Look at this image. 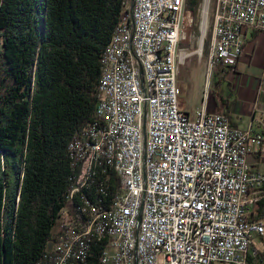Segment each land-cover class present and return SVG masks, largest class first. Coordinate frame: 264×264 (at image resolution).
Returning <instances> with one entry per match:
<instances>
[{
    "label": "built area",
    "instance_id": "built-area-1",
    "mask_svg": "<svg viewBox=\"0 0 264 264\" xmlns=\"http://www.w3.org/2000/svg\"><path fill=\"white\" fill-rule=\"evenodd\" d=\"M127 8L104 57L99 116L67 149L73 190L37 264H264L251 240L263 237L264 223L250 218L264 198V173L248 165L261 135L209 112L207 90L192 115L182 108L185 0H131ZM243 29L264 33V0H216L210 71L235 67ZM101 229L108 247L91 261Z\"/></svg>",
    "mask_w": 264,
    "mask_h": 264
},
{
    "label": "trees",
    "instance_id": "trees-1",
    "mask_svg": "<svg viewBox=\"0 0 264 264\" xmlns=\"http://www.w3.org/2000/svg\"><path fill=\"white\" fill-rule=\"evenodd\" d=\"M130 2L0 0V264H37L47 248L70 185L67 149L96 121L102 56ZM250 218L264 223V198ZM97 242L91 261L108 239Z\"/></svg>",
    "mask_w": 264,
    "mask_h": 264
},
{
    "label": "crops",
    "instance_id": "crops-1",
    "mask_svg": "<svg viewBox=\"0 0 264 264\" xmlns=\"http://www.w3.org/2000/svg\"><path fill=\"white\" fill-rule=\"evenodd\" d=\"M241 38L242 54L235 67L215 69L207 110L223 114L233 128L261 135L260 145L250 149L248 165L264 173V33L243 29Z\"/></svg>",
    "mask_w": 264,
    "mask_h": 264
},
{
    "label": "rangeland",
    "instance_id": "rangeland-1",
    "mask_svg": "<svg viewBox=\"0 0 264 264\" xmlns=\"http://www.w3.org/2000/svg\"><path fill=\"white\" fill-rule=\"evenodd\" d=\"M215 3L216 0H201L194 13L187 7L184 9L183 36L178 45L180 61L177 80L183 109L190 115L201 107L206 90L212 89L215 79V69L209 70L208 59ZM3 76L4 68L0 60V78ZM208 81L210 87L207 89ZM251 240L259 252H264V235L262 238L254 236ZM49 247H52L51 243Z\"/></svg>",
    "mask_w": 264,
    "mask_h": 264
},
{
    "label": "bare ground",
    "instance_id": "bare-ground-1",
    "mask_svg": "<svg viewBox=\"0 0 264 264\" xmlns=\"http://www.w3.org/2000/svg\"><path fill=\"white\" fill-rule=\"evenodd\" d=\"M119 29H120V26L115 31L114 35L111 38V41H110L109 45L106 47L105 52H104V54L102 56V60H101L102 74H101V79H100V84H99L100 93H101V88L103 86V74H104V69H105L104 57L106 56V54L112 52V45L117 40V34H118ZM100 103H101V99H100L99 103L97 104V107H96V110H95L96 119H97V116H99V113H100ZM91 129H92V125L90 126V128L88 130H91ZM77 140H79V136L75 137L72 140V142L69 144V148L68 149H71L72 146H75ZM92 177H93V169H86L85 172H84V180H91ZM69 181H70V185H69V189L68 190H73L72 174L70 175ZM65 200H66V198H65ZM105 210L107 211V213H114V211H115V199H112V195H105ZM88 224H90V227H97L96 217H88ZM102 238H107L108 239V229H101V232L98 233V237L96 239V242L100 241ZM97 243H99V242H97ZM106 246L108 247V242H107Z\"/></svg>",
    "mask_w": 264,
    "mask_h": 264
}]
</instances>
